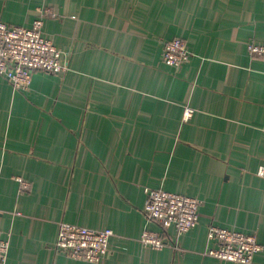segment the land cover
Wrapping results in <instances>:
<instances>
[{"label":"crops","instance_id":"1","mask_svg":"<svg viewBox=\"0 0 264 264\" xmlns=\"http://www.w3.org/2000/svg\"><path fill=\"white\" fill-rule=\"evenodd\" d=\"M47 9L66 73L34 71L28 91L0 77L2 264H89L56 250L61 222L113 231L96 264H235L205 254L211 225L255 235L264 264V58L247 51L264 43V0H0V22ZM173 38L192 54L178 69L162 60ZM148 188L201 202L176 247L139 243L161 232Z\"/></svg>","mask_w":264,"mask_h":264},{"label":"built area","instance_id":"2","mask_svg":"<svg viewBox=\"0 0 264 264\" xmlns=\"http://www.w3.org/2000/svg\"><path fill=\"white\" fill-rule=\"evenodd\" d=\"M55 17L50 10H43L30 27L0 22V77L15 89L28 91L32 73L42 71L50 74H64L68 70L66 55L43 33L46 16ZM247 51L251 57L264 58V43L250 42ZM192 56L184 40L173 38L164 43L162 60L173 68H181ZM193 114V109L184 107L183 120ZM264 177V166L256 172ZM20 190H27L29 184L16 178ZM147 198L143 213L147 222H155L161 232L144 228L139 243L144 247L163 249L177 246L179 239L196 226L201 202L192 196L169 192L162 188L146 189ZM172 228L174 237L164 235ZM114 235L109 228L95 229L79 224L61 222L54 246L68 257L89 264L100 263L110 253V239ZM208 247L205 254L218 260L235 264H252L254 255L262 249L256 236L231 228L211 225L207 231ZM9 244L0 230V264L6 258Z\"/></svg>","mask_w":264,"mask_h":264},{"label":"rangeland","instance_id":"3","mask_svg":"<svg viewBox=\"0 0 264 264\" xmlns=\"http://www.w3.org/2000/svg\"><path fill=\"white\" fill-rule=\"evenodd\" d=\"M258 58H259V57H258ZM190 118H191V117H190ZM188 119H189V118H188ZM188 119H187V120H188ZM211 257H212V256H211Z\"/></svg>","mask_w":264,"mask_h":264}]
</instances>
